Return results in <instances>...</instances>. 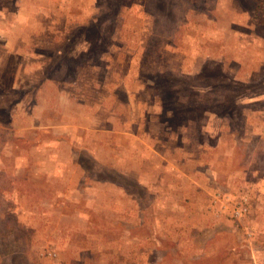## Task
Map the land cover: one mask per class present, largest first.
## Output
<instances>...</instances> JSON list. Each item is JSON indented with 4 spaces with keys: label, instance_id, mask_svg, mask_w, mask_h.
<instances>
[{
    "label": "rangeland",
    "instance_id": "1",
    "mask_svg": "<svg viewBox=\"0 0 264 264\" xmlns=\"http://www.w3.org/2000/svg\"><path fill=\"white\" fill-rule=\"evenodd\" d=\"M254 0H0V264H264Z\"/></svg>",
    "mask_w": 264,
    "mask_h": 264
},
{
    "label": "trees",
    "instance_id": "2",
    "mask_svg": "<svg viewBox=\"0 0 264 264\" xmlns=\"http://www.w3.org/2000/svg\"><path fill=\"white\" fill-rule=\"evenodd\" d=\"M252 19L256 25H262L264 28V0H254V9Z\"/></svg>",
    "mask_w": 264,
    "mask_h": 264
}]
</instances>
